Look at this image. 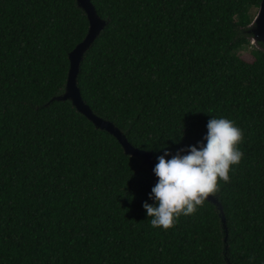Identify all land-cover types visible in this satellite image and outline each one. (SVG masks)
I'll return each mask as SVG.
<instances>
[{
  "label": "trees",
  "instance_id": "obj_1",
  "mask_svg": "<svg viewBox=\"0 0 264 264\" xmlns=\"http://www.w3.org/2000/svg\"><path fill=\"white\" fill-rule=\"evenodd\" d=\"M90 1L108 23L77 85L134 146L157 162L203 140L211 116L243 129L213 193L227 240L206 199L153 226L149 168L69 100L49 101L88 29L76 0H0V264H264V50L246 31L260 0Z\"/></svg>",
  "mask_w": 264,
  "mask_h": 264
},
{
  "label": "clouds",
  "instance_id": "obj_2",
  "mask_svg": "<svg viewBox=\"0 0 264 264\" xmlns=\"http://www.w3.org/2000/svg\"><path fill=\"white\" fill-rule=\"evenodd\" d=\"M203 140L187 145V151L169 149L157 156L152 171L158 178L142 206L153 226L165 229L181 215L191 214L210 193L218 189V179L229 180L231 166L239 163L243 152L237 146L243 138L234 120L211 116Z\"/></svg>",
  "mask_w": 264,
  "mask_h": 264
},
{
  "label": "water",
  "instance_id": "obj_3",
  "mask_svg": "<svg viewBox=\"0 0 264 264\" xmlns=\"http://www.w3.org/2000/svg\"><path fill=\"white\" fill-rule=\"evenodd\" d=\"M76 3L81 7L88 19V29L84 37L75 44V46L69 51V68L67 72L66 82L64 90L60 94H56L50 98L52 100H69L71 104L81 114L86 116L97 128L106 130L111 133L120 143L125 154L136 156L141 159V162L145 164L152 172L153 176L158 179L152 171L154 164L156 163L153 155L150 151L134 146L126 137L125 133L118 128L111 120L106 119L96 114L89 104H87L82 95L79 86L77 85V75L79 72L80 62L91 46L96 37L104 29L108 20L102 18L95 10L90 0H76ZM246 31L250 33L249 40L256 48L264 50V0H260L257 10L252 17V20L247 24ZM263 46H262V45ZM216 205L222 225L224 228V242L227 240V229L225 223V214L223 207L216 195L213 193L208 194L205 198ZM225 249L227 244L225 243ZM229 262V260L227 259Z\"/></svg>",
  "mask_w": 264,
  "mask_h": 264
},
{
  "label": "rangeland",
  "instance_id": "obj_4",
  "mask_svg": "<svg viewBox=\"0 0 264 264\" xmlns=\"http://www.w3.org/2000/svg\"><path fill=\"white\" fill-rule=\"evenodd\" d=\"M256 10H257L256 7H250L248 11H249L250 15L253 16V15L255 14ZM252 16H251V17H252ZM250 48H251V46H249V45H246V46L244 47L245 51H248Z\"/></svg>",
  "mask_w": 264,
  "mask_h": 264
}]
</instances>
